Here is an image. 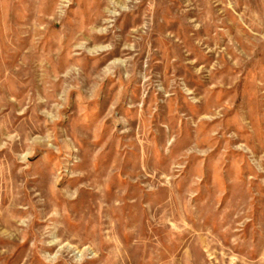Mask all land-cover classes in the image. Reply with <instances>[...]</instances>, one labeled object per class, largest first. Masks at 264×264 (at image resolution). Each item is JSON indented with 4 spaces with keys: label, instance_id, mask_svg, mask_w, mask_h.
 <instances>
[{
    "label": "rangeland",
    "instance_id": "374dc122",
    "mask_svg": "<svg viewBox=\"0 0 264 264\" xmlns=\"http://www.w3.org/2000/svg\"><path fill=\"white\" fill-rule=\"evenodd\" d=\"M0 264H264V0H0Z\"/></svg>",
    "mask_w": 264,
    "mask_h": 264
}]
</instances>
